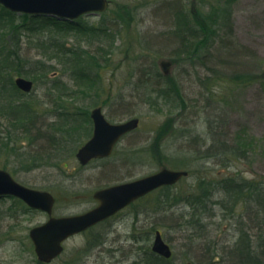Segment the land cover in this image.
Returning <instances> with one entry per match:
<instances>
[{
  "label": "rangeland",
  "instance_id": "rangeland-1",
  "mask_svg": "<svg viewBox=\"0 0 264 264\" xmlns=\"http://www.w3.org/2000/svg\"><path fill=\"white\" fill-rule=\"evenodd\" d=\"M1 13L0 62L8 68L0 71L15 84L18 76L34 80L18 98L43 109L35 129L52 134L59 124L68 138L60 148L48 137L30 144L0 115V168L52 192L55 215L83 213L97 204V189L163 167L190 171L171 191L169 210V191L152 192L69 238L50 264H146L157 230L173 264H231L243 230L258 245V202L228 195L224 181L264 189V0H112L102 14L74 21ZM163 60L173 61L168 77ZM235 71L260 79L237 84L228 79ZM96 106L112 122L140 124L112 156L81 165L76 154L92 135ZM194 192L211 194L196 213L187 200ZM48 217L0 198V264H43L30 230Z\"/></svg>",
  "mask_w": 264,
  "mask_h": 264
},
{
  "label": "water",
  "instance_id": "water-1",
  "mask_svg": "<svg viewBox=\"0 0 264 264\" xmlns=\"http://www.w3.org/2000/svg\"><path fill=\"white\" fill-rule=\"evenodd\" d=\"M0 3L15 12L70 20L85 13L104 11L108 7L107 0H0ZM16 83L26 92H30L34 86L32 80L22 76L16 78ZM91 117L94 122L93 134L77 152V158L82 165L88 164L94 158L109 157L122 136L136 129L140 122L138 117H134L113 123L106 118L102 107L94 108ZM188 174V170L163 167L149 175L96 190L93 196L99 204L84 213L53 216L56 202L53 193L26 186L18 182L8 170L0 168V198L14 196L22 199L31 208L48 213L50 218L34 226L30 230V237L39 259L51 262L63 252L64 242L70 236L115 215L159 187L176 184ZM152 249L166 258L173 254L171 246L165 241L160 230L156 231Z\"/></svg>",
  "mask_w": 264,
  "mask_h": 264
},
{
  "label": "trees",
  "instance_id": "trees-1",
  "mask_svg": "<svg viewBox=\"0 0 264 264\" xmlns=\"http://www.w3.org/2000/svg\"><path fill=\"white\" fill-rule=\"evenodd\" d=\"M1 11H4L5 13L9 15L16 14L14 12L9 11L3 5L0 4V14L2 15ZM3 15H6V14H3ZM26 16H29V15H26ZM185 30L187 31V29ZM229 30L231 31V29ZM90 60L91 61L95 60L94 61L95 65L97 64V58L95 56H92ZM7 63L8 61L0 62V70L8 68ZM261 66H264V62H261ZM18 72H20L19 74H22L21 69L18 70ZM10 74H11L10 72L4 74L0 71V102H4V104L0 105L1 117H7L8 119L12 120V123L20 125L18 127L19 132L24 133L25 135L29 136L30 141H31L30 144L37 143L39 139L42 140L43 138L48 137L47 140L50 145H55L56 148H60L63 145V142L67 140L68 135H66V133H64L63 131L59 129L60 128L59 124H57L58 125L57 128H54L55 132L52 134L48 132L45 133V131L40 132L39 128L35 129V124L37 123L38 117L40 118L41 112L43 109H41V107L37 105L36 103H34L33 101L20 100L18 98L19 97L18 95H21L19 93L21 92V90L16 86L12 78L11 80H9ZM160 75L163 77L162 74ZM251 77L252 79H250ZM228 79L229 81L237 83V84L239 83L247 84L249 82H253V79L254 81L255 79L259 80L260 74H255V73L249 74L246 72L235 71L231 75H228ZM56 87L58 88V86ZM5 105L7 107H5ZM68 122L69 121H67V123ZM61 126H63V124H61ZM57 133H59L60 135H58ZM11 138H12V133H10L9 135V139ZM41 147L44 149L47 146L42 144ZM43 149H42L41 154L44 155ZM224 183H225L224 189L227 192V194L230 195V193L235 194L237 192L236 195L238 196V198H241V197L243 198L242 200L244 204L249 203L250 199L252 200L255 199L258 202V205H259L258 212L260 214V219L262 220L260 221V226L263 227L264 226V205H263L264 204V189H262V187H260L259 185L257 186V185L252 184V182L251 183L250 182L241 183L239 181H236L234 178L225 179ZM175 187L176 185H172V186H165V187L158 189V191L160 192L169 191V193L165 195L168 198L167 202H163V204H169L167 206V210H169L173 205V204H170V198H171V194H173L171 193V191H173ZM149 195L146 197H143L139 201L145 200L147 197H149ZM210 196L211 194L207 195L205 193L194 192V193H190L187 196V200L195 202L194 209L196 213V209L198 212V210L204 209L207 206L206 200ZM185 199L186 198H184V200ZM222 202L223 201H221V203ZM191 214H193L191 216H194V213H191ZM192 220L193 219L187 220V222L191 224L193 223ZM151 255L152 256H151L150 261H147L146 264H173L171 262L172 258L170 259L164 258L158 254H155L154 252L151 253ZM229 256L232 258V261H233L231 264H264V233L262 235L260 234L258 245H254L253 243H250L248 234L243 230L241 240L237 243V245L235 246L231 254H229Z\"/></svg>",
  "mask_w": 264,
  "mask_h": 264
},
{
  "label": "flooded vegetation",
  "instance_id": "flooded-vegetation-1",
  "mask_svg": "<svg viewBox=\"0 0 264 264\" xmlns=\"http://www.w3.org/2000/svg\"><path fill=\"white\" fill-rule=\"evenodd\" d=\"M109 1V3L111 4V2H112V0H108ZM109 4V5H110ZM194 11V10H193ZM105 12V11H104ZM93 14H102L103 12H92ZM115 151V150H114ZM56 205V204H55ZM55 208V207H54Z\"/></svg>",
  "mask_w": 264,
  "mask_h": 264
}]
</instances>
